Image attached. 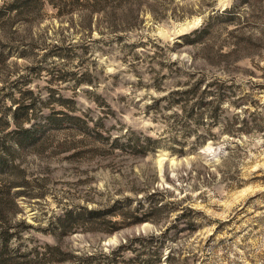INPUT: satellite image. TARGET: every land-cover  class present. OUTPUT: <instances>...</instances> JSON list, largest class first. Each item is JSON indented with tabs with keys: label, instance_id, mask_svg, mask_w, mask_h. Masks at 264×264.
<instances>
[{
	"label": "rangeland",
	"instance_id": "374dc122",
	"mask_svg": "<svg viewBox=\"0 0 264 264\" xmlns=\"http://www.w3.org/2000/svg\"><path fill=\"white\" fill-rule=\"evenodd\" d=\"M13 1L0 185L23 182L0 201L8 252L264 264V0Z\"/></svg>",
	"mask_w": 264,
	"mask_h": 264
},
{
	"label": "trees",
	"instance_id": "16d2710c",
	"mask_svg": "<svg viewBox=\"0 0 264 264\" xmlns=\"http://www.w3.org/2000/svg\"><path fill=\"white\" fill-rule=\"evenodd\" d=\"M13 1L12 5H15V3L17 2ZM231 8H227L224 11H222L221 13L217 14L215 17L219 18L218 20L220 21H231L233 19V15H231ZM211 25L210 22L207 23V26ZM15 124L18 125V123ZM23 181L20 182H15V181H11L9 182V184H3L0 185V201H8V202H13V200L15 199L17 193L19 192H14L13 196L10 194V187L9 185H12L15 183V185L13 186H19V184L21 185ZM10 202V203H11ZM4 217V216H3ZM10 233L8 231V226L7 224H4L2 231L0 232V264H31L29 263V261H32V264H42V262H44L47 258L45 257V255H41L39 256L38 252H34L33 254H35L33 259H29L28 258V253H10L7 250V241L9 239ZM49 249H55L54 246H47ZM110 260L113 262L115 259L114 257H111ZM84 261V262H83ZM80 263L77 264H91L90 259L88 258H83L82 261H79Z\"/></svg>",
	"mask_w": 264,
	"mask_h": 264
}]
</instances>
